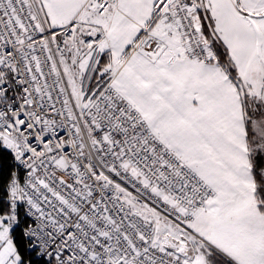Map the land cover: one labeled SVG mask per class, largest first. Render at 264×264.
<instances>
[{
  "label": "snow or ice",
  "instance_id": "1",
  "mask_svg": "<svg viewBox=\"0 0 264 264\" xmlns=\"http://www.w3.org/2000/svg\"><path fill=\"white\" fill-rule=\"evenodd\" d=\"M0 264H264V0H0Z\"/></svg>",
  "mask_w": 264,
  "mask_h": 264
}]
</instances>
